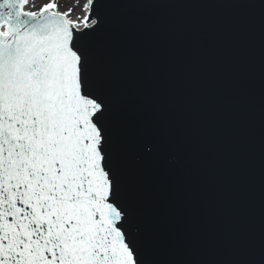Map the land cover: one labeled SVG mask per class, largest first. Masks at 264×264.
<instances>
[{"label":"water","instance_id":"95a60500","mask_svg":"<svg viewBox=\"0 0 264 264\" xmlns=\"http://www.w3.org/2000/svg\"><path fill=\"white\" fill-rule=\"evenodd\" d=\"M128 3L92 50L150 264H264V0Z\"/></svg>","mask_w":264,"mask_h":264},{"label":"snow or ice","instance_id":"6c2138e0","mask_svg":"<svg viewBox=\"0 0 264 264\" xmlns=\"http://www.w3.org/2000/svg\"><path fill=\"white\" fill-rule=\"evenodd\" d=\"M29 2L0 0V264H150L98 93L95 0L76 19Z\"/></svg>","mask_w":264,"mask_h":264},{"label":"rangeland","instance_id":"374dc122","mask_svg":"<svg viewBox=\"0 0 264 264\" xmlns=\"http://www.w3.org/2000/svg\"><path fill=\"white\" fill-rule=\"evenodd\" d=\"M51 2V0H30L29 5L26 6L28 11H37L39 7ZM55 2L59 6V11H66L68 8H73V12L77 11L78 16H82V5L84 3L83 0H78L79 6H77V0H55ZM72 12V13H73ZM72 16V14H71Z\"/></svg>","mask_w":264,"mask_h":264},{"label":"bare ground","instance_id":"6f19581e","mask_svg":"<svg viewBox=\"0 0 264 264\" xmlns=\"http://www.w3.org/2000/svg\"><path fill=\"white\" fill-rule=\"evenodd\" d=\"M83 1H84V3H85V0H83ZM84 3H83V4H84ZM82 6H83V5H82ZM83 14H84V13L82 12V16H83ZM77 16H78V12H77V11H74V12L72 13L71 18H72V19H76Z\"/></svg>","mask_w":264,"mask_h":264}]
</instances>
